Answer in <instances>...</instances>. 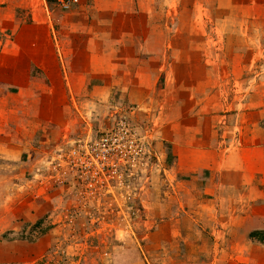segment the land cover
<instances>
[{"label":"rangeland","instance_id":"rangeland-1","mask_svg":"<svg viewBox=\"0 0 264 264\" xmlns=\"http://www.w3.org/2000/svg\"><path fill=\"white\" fill-rule=\"evenodd\" d=\"M61 1L0 0V264H264V0ZM53 33L129 47L53 108L1 66Z\"/></svg>","mask_w":264,"mask_h":264},{"label":"crops","instance_id":"crops-1","mask_svg":"<svg viewBox=\"0 0 264 264\" xmlns=\"http://www.w3.org/2000/svg\"><path fill=\"white\" fill-rule=\"evenodd\" d=\"M136 1L138 4L141 2L144 5H146L145 3L149 5V7L143 12H138L144 20L146 19V16L148 17L152 11L150 8L152 0ZM151 29L152 27L149 22L147 25L143 24L140 30L137 29L139 30L137 31V34H135L134 31L132 32V34L135 36V44H137L139 47L135 54L137 57H140L142 54L147 52L144 47H146L147 39H152L153 37L150 32ZM127 30V28L121 26L119 32L123 31L126 33ZM49 41L50 51H48V49L47 51H40L36 48L35 44L33 46H28L24 45V42L20 43L17 47L15 46V50L12 54L13 58L8 60L2 59L1 66L12 69L9 76V82L6 85L7 89L15 88L16 96H32L34 100H38L37 96L42 95L44 96L43 100L46 97L49 106L53 108L55 105L52 102L51 97L59 90L65 93L68 92L69 94H72V92L76 93L82 91L84 88V80L81 78L87 73L91 75V72H88L87 68V65L89 64L88 62L91 59L95 58L93 64L104 66L107 64V58L110 60L113 58L112 56L114 54L116 55V50L126 49L129 47V45L123 43V41L110 42L104 38L101 41H94V39H90L83 43L82 41L78 40L73 41L69 37L59 39L54 33L53 40L51 38ZM108 44L111 46V52H104L105 47L106 49L110 47ZM114 51L115 53H112ZM90 63L92 64V62ZM22 64L28 65V69H24ZM30 67L32 71H34L35 68H38V70L41 69L43 72H46V77L44 79L48 81L40 80L37 78V76L29 77L27 73L28 70H30ZM91 69L92 68H90V70ZM94 78L99 77L95 75ZM40 88H42V90L37 92L36 90ZM46 100H44V102Z\"/></svg>","mask_w":264,"mask_h":264},{"label":"built area","instance_id":"built-area-1","mask_svg":"<svg viewBox=\"0 0 264 264\" xmlns=\"http://www.w3.org/2000/svg\"><path fill=\"white\" fill-rule=\"evenodd\" d=\"M78 0H65V1H61L62 5L64 8H68L70 5L77 3Z\"/></svg>","mask_w":264,"mask_h":264}]
</instances>
